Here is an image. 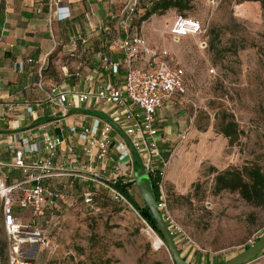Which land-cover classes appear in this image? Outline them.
Here are the masks:
<instances>
[{"label": "rangeland", "instance_id": "rangeland-1", "mask_svg": "<svg viewBox=\"0 0 264 264\" xmlns=\"http://www.w3.org/2000/svg\"><path fill=\"white\" fill-rule=\"evenodd\" d=\"M142 14L139 8L135 25L150 47L166 51L183 70L184 93L176 104L185 131L162 148L157 211L180 262L226 264L264 236V208L235 192H212L215 172L248 164L264 172V0H191L184 12L169 9L143 20ZM176 15L198 20L202 34L172 40L167 28ZM225 116L240 131L231 145L216 133ZM132 175L125 179L129 191L144 203ZM90 193L87 203L76 191L59 211H45L36 228L46 245L35 263L174 264L131 206L110 202L102 188ZM5 243L0 225V264ZM263 255L264 248L243 264H264Z\"/></svg>", "mask_w": 264, "mask_h": 264}, {"label": "crops", "instance_id": "crops-1", "mask_svg": "<svg viewBox=\"0 0 264 264\" xmlns=\"http://www.w3.org/2000/svg\"><path fill=\"white\" fill-rule=\"evenodd\" d=\"M55 2L57 6L66 8L67 18L56 19ZM125 2L0 0V162L11 163L13 153L7 149V143L13 139V135L33 139V142L40 144V148L42 132L58 138L60 142L51 163L53 168L62 167L63 171L49 173L50 176L42 181L54 195L55 208L49 209L52 212L59 211L61 204L73 192L91 194L99 188L105 192L93 175L97 179L110 180L113 176L126 179L129 173L135 172L132 162L121 165L116 162L113 148L108 150L103 161L87 158L81 149L82 142L68 131L70 127L80 130L95 122L100 128L104 122L111 121V106H95L92 100L78 104L70 95H67V101L62 105H54L48 100L51 87L69 93H83L93 91L97 85L106 82L121 86L124 67L116 45L123 35V21L119 12ZM89 13L93 28L89 27L85 18ZM135 24L133 15L128 24L129 33L140 31L142 34V29ZM143 37L150 46L148 38L145 35ZM110 63L119 64L115 72L109 68ZM177 98L165 102L154 116L153 125L159 131L158 147L163 157L166 155L162 148L185 131V119L179 113ZM8 105H12L11 111H7ZM26 108H30V114ZM111 123L113 130L110 136L114 146L123 136L117 126ZM14 146L20 147L17 142ZM68 146H72L76 157L72 166L69 163L72 155L66 152ZM45 157L42 148L39 154H23L27 164L40 162ZM36 173L32 171V174ZM1 174L5 184L24 177L15 168L2 167ZM13 215L22 223L28 222V210L14 206Z\"/></svg>", "mask_w": 264, "mask_h": 264}, {"label": "built area", "instance_id": "built-area-1", "mask_svg": "<svg viewBox=\"0 0 264 264\" xmlns=\"http://www.w3.org/2000/svg\"><path fill=\"white\" fill-rule=\"evenodd\" d=\"M138 1L126 0L119 12L123 21V35L116 47L121 54V65L124 67L121 86L106 82L97 85L93 91L83 93H69L51 87L48 100L54 105H62L67 101V95H70L78 104L92 100L95 106L99 104L111 106L109 119L117 126L123 139L113 146L110 136L113 130L111 121L104 122L100 128L97 127L96 122L80 130L70 127L68 131L82 142V152L87 158L103 161L108 150L113 148L118 164H131L136 161L145 176L155 171L161 176L166 162L158 147L159 131L153 125L154 116L165 102L184 93L183 70L169 62L166 51L150 47L140 31L129 33L128 24ZM54 8L56 19L63 20L68 17L66 8L57 6L56 2ZM85 18L89 27L93 28L90 13L86 14ZM167 34L172 40L187 36L195 37L202 34V26L194 18L176 15L167 28ZM136 62L140 64L135 65ZM108 66L115 72L119 64L110 63ZM12 108V105L6 107L7 111H11ZM26 112L30 114V108H26ZM40 140L41 148L46 153L42 161L34 164L24 162V153L39 154L41 148L38 142H33V139L29 140L17 134L7 143V149L13 153L11 163L0 162V220L6 241L5 264H36L33 261L36 251L46 245L43 234L36 226L42 220L46 208L55 207L52 199L54 195L42 181L50 176L49 173L61 172L63 168H53L51 163L59 139L42 132ZM16 142L19 148H15ZM66 152L72 155L69 163L71 166L74 165L76 157L73 155L72 146H68ZM2 167L18 169L24 177L11 184H5L1 174ZM32 171L38 173L32 174ZM74 172L80 173V171ZM116 177L113 176L105 184L99 183L104 187L105 195L110 202L130 207L124 197L111 186ZM82 196L84 202H89V193H83ZM160 205V203L156 204V208ZM14 206L29 211L28 222L22 223L13 215ZM147 228L151 233L153 232L149 227Z\"/></svg>", "mask_w": 264, "mask_h": 264}, {"label": "trees", "instance_id": "trees-1", "mask_svg": "<svg viewBox=\"0 0 264 264\" xmlns=\"http://www.w3.org/2000/svg\"><path fill=\"white\" fill-rule=\"evenodd\" d=\"M190 1L191 0H139L133 15L136 14L139 8H143V14L140 17L142 20L151 14H162L169 9L184 12L189 9ZM252 1L258 2L259 4L262 3V0ZM216 133L226 138L228 144L231 145L233 142L237 141L240 131L235 122L231 118L225 116L220 120ZM133 168L135 171L141 170V167L136 161L133 162ZM147 179L155 204H158V186L160 182L158 171L149 174ZM111 186L124 197L139 218L145 222L160 240H162L154 219L146 205L144 203L138 204L133 199L129 191L131 182H127L123 176H117ZM222 191L235 192L245 203L264 208V172L255 164L244 165L240 168H227L215 172L212 181V192L218 194Z\"/></svg>", "mask_w": 264, "mask_h": 264}, {"label": "water", "instance_id": "water-1", "mask_svg": "<svg viewBox=\"0 0 264 264\" xmlns=\"http://www.w3.org/2000/svg\"><path fill=\"white\" fill-rule=\"evenodd\" d=\"M134 179L136 181V185L139 189V192L141 194V197L144 201V204L148 208L152 218L154 219V222L156 224V227L162 237V241L164 242L167 250L170 253V256L173 260L174 264H184L180 262L178 257L176 256L173 244L171 241L170 234L168 230L166 229L165 225L163 224V221L161 219V216L159 215L155 201L153 199L149 181L147 177L145 176V173L142 170H136L134 172ZM264 248V236H262L257 242L250 245L245 251H243L237 258L229 261L226 264H243L245 261L249 260L251 257H253L255 254H257L260 250Z\"/></svg>", "mask_w": 264, "mask_h": 264}]
</instances>
